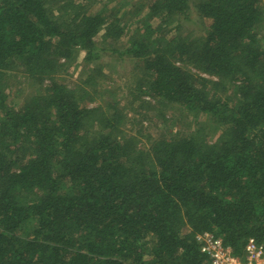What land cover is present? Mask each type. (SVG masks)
I'll return each instance as SVG.
<instances>
[{"label":"trees","instance_id":"16d2710c","mask_svg":"<svg viewBox=\"0 0 264 264\" xmlns=\"http://www.w3.org/2000/svg\"><path fill=\"white\" fill-rule=\"evenodd\" d=\"M96 1L0 0V264H208L201 232L264 245V0ZM127 5L140 105L180 107L185 134L141 144L113 98L87 108L56 78L123 37ZM193 7L201 34L181 35ZM14 71L39 88L19 109Z\"/></svg>","mask_w":264,"mask_h":264},{"label":"rangeland","instance_id":"374dc122","mask_svg":"<svg viewBox=\"0 0 264 264\" xmlns=\"http://www.w3.org/2000/svg\"><path fill=\"white\" fill-rule=\"evenodd\" d=\"M112 3L114 2L107 1V9L112 7ZM104 4L105 0H98L91 5L89 11L91 13L102 11L105 8ZM135 12L136 9L129 5L122 11L121 25L123 27L125 25L126 28L121 39H102L101 34L97 36L96 42L100 50L96 60L91 64L85 63L83 60L85 54L79 51L68 64L65 72L57 75L56 78L70 89L81 88L85 93L82 95L86 96L84 105L87 108L97 107L107 99L113 98L120 107L124 108L126 119L123 132L136 135L142 144L145 143V137L148 135L169 137L185 134L191 127L192 119L176 105L163 108V112L140 105L138 98L142 96L136 90V86L143 83L142 63L122 55L134 32V25L127 22L132 19L131 16ZM190 19V22L184 23L179 34L188 35V32L194 35L201 34V25L194 7ZM262 33L264 34V28ZM190 70L196 72L193 68ZM38 89L37 84H32L21 72L14 71L10 79L6 103L9 107L19 109L24 100ZM151 103L154 105L155 102Z\"/></svg>","mask_w":264,"mask_h":264},{"label":"built area","instance_id":"2783aa9c","mask_svg":"<svg viewBox=\"0 0 264 264\" xmlns=\"http://www.w3.org/2000/svg\"><path fill=\"white\" fill-rule=\"evenodd\" d=\"M195 241L200 252L207 256L208 264H264V245L253 238L246 241L242 256L233 254L221 238L210 232L196 234Z\"/></svg>","mask_w":264,"mask_h":264}]
</instances>
